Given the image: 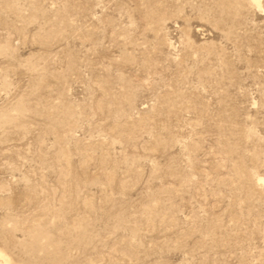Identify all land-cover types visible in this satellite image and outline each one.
Wrapping results in <instances>:
<instances>
[{"label":"rangeland","instance_id":"rangeland-1","mask_svg":"<svg viewBox=\"0 0 264 264\" xmlns=\"http://www.w3.org/2000/svg\"><path fill=\"white\" fill-rule=\"evenodd\" d=\"M1 264H264V0H0Z\"/></svg>","mask_w":264,"mask_h":264},{"label":"bare ground","instance_id":"bare-ground-1","mask_svg":"<svg viewBox=\"0 0 264 264\" xmlns=\"http://www.w3.org/2000/svg\"><path fill=\"white\" fill-rule=\"evenodd\" d=\"M4 255H3V253H2V251L0 250V257H3ZM1 264V263H0Z\"/></svg>","mask_w":264,"mask_h":264}]
</instances>
